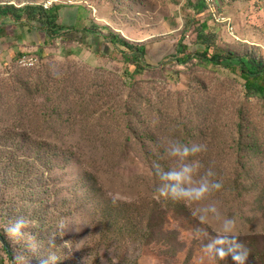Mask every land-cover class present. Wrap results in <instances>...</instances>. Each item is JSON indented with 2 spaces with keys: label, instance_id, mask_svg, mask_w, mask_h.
Masks as SVG:
<instances>
[{
  "label": "rangeland",
  "instance_id": "1",
  "mask_svg": "<svg viewBox=\"0 0 264 264\" xmlns=\"http://www.w3.org/2000/svg\"><path fill=\"white\" fill-rule=\"evenodd\" d=\"M80 2L63 36H0V264H234L217 255L229 233L264 264V91L235 63L174 59L206 24L264 64V0ZM83 28L144 45L145 61Z\"/></svg>",
  "mask_w": 264,
  "mask_h": 264
},
{
  "label": "trees",
  "instance_id": "2",
  "mask_svg": "<svg viewBox=\"0 0 264 264\" xmlns=\"http://www.w3.org/2000/svg\"><path fill=\"white\" fill-rule=\"evenodd\" d=\"M192 1L188 0V5L197 12H203L207 9L205 0H196V3ZM64 7L66 6H54L49 10H45L41 5H24L22 7H16L13 4L0 5V36H9L8 30H15L19 26L27 27V32L41 31L51 39L61 36L60 30L66 28V26L59 24V20H61L60 13ZM14 17L15 19H13ZM63 19L67 21L65 16H63ZM68 19L72 18L68 17ZM35 23H38L39 26H36ZM208 31L209 27L206 24H203L198 30L195 44L198 49L195 52H191L188 46L180 42L174 56L175 61L185 65L190 61L196 60L202 64L214 65L216 67L223 66L229 62L235 63L241 74V78L245 82L247 92L252 91L257 84L260 90L264 91V64L256 60L238 57L233 53L221 49L218 46V36ZM75 32H80L82 35L98 36L104 40H108L113 46L120 48L119 52L123 55L126 63L141 65L145 61L146 47L144 45L132 44L114 34L106 37L88 28ZM25 34L22 37H26ZM179 56L182 58H179ZM22 85L23 91L27 92L30 90L28 83H23Z\"/></svg>",
  "mask_w": 264,
  "mask_h": 264
},
{
  "label": "clouds",
  "instance_id": "3",
  "mask_svg": "<svg viewBox=\"0 0 264 264\" xmlns=\"http://www.w3.org/2000/svg\"><path fill=\"white\" fill-rule=\"evenodd\" d=\"M187 153V150H185ZM169 179L174 181L175 183H181L184 180V177H182L179 174H170ZM217 189L221 188V184L218 183L216 185ZM208 191V188L206 185H201L199 189L194 190V199H200L202 196ZM17 225H22L24 221L20 220L16 222ZM234 230V228H233ZM16 231H19V227L12 229V232L15 233ZM229 233V237H230ZM225 237L223 240L220 241V247L217 249V255L219 256L220 259H223L231 254L232 260L234 261V264H244V261L246 260V254L244 255H237L235 253L231 252V245L234 243V241L229 238ZM239 247L242 248V245H239ZM55 259V257H53ZM42 264H46V262H42Z\"/></svg>",
  "mask_w": 264,
  "mask_h": 264
},
{
  "label": "built area",
  "instance_id": "4",
  "mask_svg": "<svg viewBox=\"0 0 264 264\" xmlns=\"http://www.w3.org/2000/svg\"><path fill=\"white\" fill-rule=\"evenodd\" d=\"M210 2L212 0H206V2ZM80 0H42L40 5L45 9L49 10L54 6H73L80 4ZM33 57L24 56L20 61V65L23 67H31L34 64Z\"/></svg>",
  "mask_w": 264,
  "mask_h": 264
},
{
  "label": "crops",
  "instance_id": "5",
  "mask_svg": "<svg viewBox=\"0 0 264 264\" xmlns=\"http://www.w3.org/2000/svg\"><path fill=\"white\" fill-rule=\"evenodd\" d=\"M67 12H71V14H72V12H73V13L76 14L75 11H70V10L62 9V10H61V13H60V14H61V15H60L61 21H62L63 16H65V14H66ZM69 14H70V13H69ZM67 15H68V14H67Z\"/></svg>",
  "mask_w": 264,
  "mask_h": 264
}]
</instances>
